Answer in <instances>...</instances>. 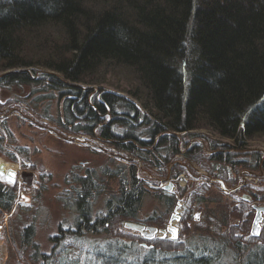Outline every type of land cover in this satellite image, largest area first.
I'll return each instance as SVG.
<instances>
[{
    "label": "trees",
    "instance_id": "16d2710c",
    "mask_svg": "<svg viewBox=\"0 0 264 264\" xmlns=\"http://www.w3.org/2000/svg\"><path fill=\"white\" fill-rule=\"evenodd\" d=\"M110 67L131 72V97L84 87L99 83ZM1 88L56 95L62 105L59 127L109 144L127 159L103 167L118 186L101 214L92 211L104 182L94 168L75 174L71 193L63 196L74 212V227L64 233L79 241V264H264V240H242L252 204L264 201L256 193L252 201L244 195L219 215L207 214L197 241L161 236L145 248L136 245L141 233L127 238L114 229L122 220H139L148 193L141 165L163 175L171 164L170 174L177 176L184 166L173 158L182 153L184 136H199L200 128L233 142L212 141L215 150L208 154L194 144L183 154L186 160L199 161L219 177L225 166L264 170L262 154L246 148L247 140L264 133V0H0ZM201 188L206 187L187 194L179 216L185 225L195 201H205L197 195ZM161 189L157 195L168 211L180 200ZM15 200L14 187L0 181V215ZM236 216L240 221L231 224ZM101 233L107 236L101 241L86 237ZM34 238L29 224L11 241L18 264H77L54 260Z\"/></svg>",
    "mask_w": 264,
    "mask_h": 264
},
{
    "label": "rangeland",
    "instance_id": "374dc122",
    "mask_svg": "<svg viewBox=\"0 0 264 264\" xmlns=\"http://www.w3.org/2000/svg\"><path fill=\"white\" fill-rule=\"evenodd\" d=\"M99 86L131 97L130 92L133 91L135 82L129 70L110 67L99 83L84 85L91 88ZM28 92V88L0 89V138H2L0 158L14 166L13 170L17 172L15 182L0 180L12 185L16 195L11 211L4 216L0 215V264H18L13 258L16 247L13 248L11 241L16 240L20 229L29 224L35 226L34 240L42 252L54 253L56 256L52 257L54 260L60 256L79 264V260L83 257L79 251V241L75 242L72 237L67 236V232L64 233V230L74 227V212L66 208L63 196L71 193L69 189L75 174L84 175L87 168H94L104 182L92 205V211L93 215L101 214L104 211L105 198L114 193L118 186L117 180L113 176H108L109 171H105L103 167L120 162L126 163L127 159H122L123 157L118 155V150L109 144L59 127L56 120L60 117L62 105L56 95L42 98L41 94L28 95ZM36 96L38 97L35 99ZM9 98L17 101L8 103ZM195 132L200 135L184 136L182 153L173 158L174 162L182 163L184 166L177 176H171L170 172H173L170 169L171 164H168V172L163 175L157 168L141 165L140 176L145 180L148 193L143 197L138 214L139 220H122L114 227L118 233L127 238L139 235L137 231L126 228L125 222L156 227L158 230L165 229L172 214L182 215L187 204V194L205 186L206 188H201L197 192V195L204 196L205 201L200 204L195 201L191 219L186 225L180 221V217L172 223L178 230L177 239L183 241L188 239L191 242L193 238L197 241L196 236L204 234V228L209 223L207 214L219 215L225 206H234L241 196H252L253 193L264 195V170L260 167L258 170L250 171L251 169L242 166L236 169L225 166L224 176L219 177L212 175L213 173L201 166L199 161L186 160L183 154L193 147L194 142L199 143L204 154L213 153L215 150L210 143L212 141L227 145L233 142L232 139L220 138L206 128H200ZM246 144L248 151L260 152L264 160V133L250 138ZM207 163L209 167L211 162L207 161ZM218 166L221 165L217 164ZM249 171L252 173H248ZM23 172L31 175L30 183L20 177ZM169 184H172L171 191L173 194L176 193V198L181 203L176 213L174 207L165 211L160 193L157 195L162 187ZM181 188L184 189L183 194ZM254 204L264 205V201ZM164 211L166 215L164 214V221L160 223L158 221ZM153 216L157 218V223L153 221ZM195 216H198L197 220ZM253 217L254 212L248 223V232L242 237L244 241L251 236L250 227ZM239 221L237 216L230 218L231 224ZM165 236L170 238L168 234ZM259 236L264 240V220L260 223ZM86 237L96 242L107 236L101 233L96 236L87 234ZM159 237L161 234L157 233L153 239ZM151 240L141 237L136 240V245L144 247L142 245L144 244L145 248H148L147 246L152 244ZM27 252L26 250V255ZM31 264H39V261Z\"/></svg>",
    "mask_w": 264,
    "mask_h": 264
},
{
    "label": "water",
    "instance_id": "95a60500",
    "mask_svg": "<svg viewBox=\"0 0 264 264\" xmlns=\"http://www.w3.org/2000/svg\"><path fill=\"white\" fill-rule=\"evenodd\" d=\"M252 173V172H248ZM0 174H3L7 181L15 182L17 179V172L12 168H6L5 163H0ZM14 174V175H13ZM20 177L23 180H26L28 183L31 182L32 178L31 175L25 174V172L20 174ZM172 188V184L164 186V189L170 191ZM244 199L250 201L249 196H244ZM180 203H177L176 207L174 208V213L177 212ZM252 208L254 210V217L252 219L251 227H250V235L252 237H258L260 233V223L264 220V205H256L252 204ZM179 216L177 214H172L169 218L168 225L165 229L158 230L156 227H145L141 224L134 223V222H125L124 226L128 229L137 231L142 234L143 237L146 239H151L155 236V234L160 233L161 236H165L168 234L170 238L175 239L178 234L177 228L172 224L174 220H178ZM197 220V216H195Z\"/></svg>",
    "mask_w": 264,
    "mask_h": 264
},
{
    "label": "bare ground",
    "instance_id": "6f19581e",
    "mask_svg": "<svg viewBox=\"0 0 264 264\" xmlns=\"http://www.w3.org/2000/svg\"><path fill=\"white\" fill-rule=\"evenodd\" d=\"M1 162L5 163L6 168H12L13 169V167H14L10 163H6L0 158V163ZM0 180H6V178H5V176L3 174H0Z\"/></svg>",
    "mask_w": 264,
    "mask_h": 264
},
{
    "label": "flooded vegetation",
    "instance_id": "af4514ba",
    "mask_svg": "<svg viewBox=\"0 0 264 264\" xmlns=\"http://www.w3.org/2000/svg\"><path fill=\"white\" fill-rule=\"evenodd\" d=\"M198 142H194V144H197ZM166 190V189H165ZM166 191H168V190H166ZM168 192H171V190L170 191H168ZM246 196V195H245ZM250 197V196H249ZM250 201H251V197H250ZM178 203H180V202H178ZM181 204V203H180ZM177 205V204H176ZM176 205H175V207H176ZM180 206V205H179ZM174 207V208H175Z\"/></svg>",
    "mask_w": 264,
    "mask_h": 264
},
{
    "label": "snow or ice",
    "instance_id": "6c2138e0",
    "mask_svg": "<svg viewBox=\"0 0 264 264\" xmlns=\"http://www.w3.org/2000/svg\"><path fill=\"white\" fill-rule=\"evenodd\" d=\"M14 175V174H13ZM197 218H198V216H197Z\"/></svg>",
    "mask_w": 264,
    "mask_h": 264
}]
</instances>
